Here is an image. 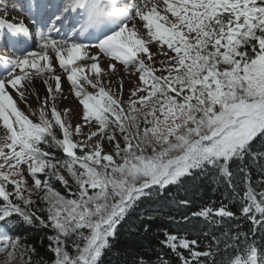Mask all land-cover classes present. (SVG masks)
I'll return each mask as SVG.
<instances>
[{"label": "snow or ice", "instance_id": "6c2138e0", "mask_svg": "<svg viewBox=\"0 0 264 264\" xmlns=\"http://www.w3.org/2000/svg\"><path fill=\"white\" fill-rule=\"evenodd\" d=\"M22 9L28 24L0 18V42L12 52L0 54V264H33L23 257L35 247L12 234L16 221L52 230V264H102L117 226L143 197L194 173L211 175L239 216L221 202L193 217L251 227L242 232L237 223L224 233L223 248L213 237L208 251H196L197 240L187 238L192 219L170 218L184 235L165 232L162 246L180 264H218L217 256L219 264H264V151H254L258 141L264 147V0H24ZM93 48L99 52L90 54ZM101 55L110 58L106 68ZM115 62L139 73L127 101L122 80L116 98L102 78L117 72ZM62 76L83 106L74 128L56 106L66 99ZM37 79L46 95L37 96L34 121L14 96L31 107ZM85 127L86 140L75 141ZM157 261L169 264L163 255Z\"/></svg>", "mask_w": 264, "mask_h": 264}, {"label": "trees", "instance_id": "16d2710c", "mask_svg": "<svg viewBox=\"0 0 264 264\" xmlns=\"http://www.w3.org/2000/svg\"><path fill=\"white\" fill-rule=\"evenodd\" d=\"M59 137L61 133L57 131ZM111 147H113L111 145ZM55 155L59 158L64 157V153L59 149H52ZM254 151H264L258 141L254 145ZM66 172L64 169H60ZM253 175L255 179H259L258 167L254 166ZM44 176L41 174V179ZM52 187L61 193L71 198L69 188L63 185L58 180H52ZM70 185V184H69ZM71 186V185H70ZM77 188L71 186V192ZM187 201V204L181 203ZM223 202L228 205L229 209L237 211L238 205L235 202H229L225 199L223 188L218 186L211 175L193 174L190 177L182 179L180 183L166 186L165 190H153L149 195L143 197L136 207L129 212L128 215L117 226L116 237L111 241L112 247L102 256V264H140L143 260L145 264H158L157 257L163 255L169 264H180V260L176 253L170 249L164 248L161 241L164 239V233H176L184 235V232L178 231L177 224L170 218H175L180 221L183 216H188L192 219V223L196 227L187 230L188 239H196V251H208L209 245H215L213 237L221 241L223 248L224 233L235 232L236 224L240 225V231L248 232L251 227L250 223L244 220L228 221L225 220L220 224H210L202 217L196 218L192 213L199 212L205 206L218 208ZM44 204H37V208L43 209ZM38 215L46 217L45 212H38ZM237 216L239 213L237 211ZM15 219V218H14ZM147 226V231H145ZM12 234L20 236L22 242L26 245L35 247V254H25L24 260L31 255L33 264H52L54 253L48 249V236L53 235L51 229L43 226H31L16 221L11 224ZM259 242V235L256 237ZM188 256V252L183 253ZM204 259V258H201ZM219 264L220 257H216ZM19 261V260H18Z\"/></svg>", "mask_w": 264, "mask_h": 264}, {"label": "rangeland", "instance_id": "374dc122", "mask_svg": "<svg viewBox=\"0 0 264 264\" xmlns=\"http://www.w3.org/2000/svg\"><path fill=\"white\" fill-rule=\"evenodd\" d=\"M17 1V0H16ZM2 4H0V9H2ZM0 12H5L4 9L0 10ZM139 26V24H138ZM152 50L155 51V45L151 46ZM157 61L164 60L166 59L164 56H157L155 58ZM101 67L106 68L107 64L105 62H101ZM117 66V72L116 73H110L106 72L103 75V79L105 80V87L111 89V94H113L116 98L120 97V85L119 81H123V100L127 101L130 97L131 90L135 88L139 83V73L135 71L133 67H124V66ZM155 67L160 68L161 65L157 63ZM165 73L162 72H157V75H162ZM111 81V84H108L107 82ZM87 91L93 92L95 91L92 89L90 86L85 85ZM44 95L40 96L43 97ZM63 96L66 97L62 98L58 101L57 103V110L61 111L62 113V118L66 122H70L73 125V128L77 123H82V112H83V106L79 102V98L75 96L73 87L71 86V83L69 82V86L64 88V93ZM14 98L17 99V104L18 106L27 114L31 119L34 121L39 120V112L37 111L41 107L40 101L37 99H32L33 97H29V102L31 104V107H29L27 104H25L22 100H20L18 97ZM50 107V105H49ZM64 109H69L67 114H64L63 110ZM35 113V114H33ZM94 130V129H93ZM88 132L87 127L83 129V134L80 136H73V139L75 141H83L86 140V134ZM5 135V130L3 129L2 125H0V138H2ZM120 137H118L119 139ZM96 143V138H93L90 141H87L88 147L89 148H94ZM104 150L107 153H112L114 151L113 147H111V144L108 143L107 141L104 142ZM60 172L65 175V178L68 179L69 184L75 188H77L75 182L72 180V178L68 175L67 172H64L60 170ZM75 192V191H74ZM65 196V195H64ZM67 197V196H66ZM35 199V197H33ZM70 198V197H69ZM39 201H37L38 204ZM41 203V202H39ZM43 204V203H42ZM37 207V205H36ZM42 209V208H41ZM47 215V213H46ZM5 257L3 255H0V260H3ZM17 264H20V261H17Z\"/></svg>", "mask_w": 264, "mask_h": 264}, {"label": "bare ground", "instance_id": "6f19581e", "mask_svg": "<svg viewBox=\"0 0 264 264\" xmlns=\"http://www.w3.org/2000/svg\"><path fill=\"white\" fill-rule=\"evenodd\" d=\"M23 2H24V0H23ZM2 4L4 6L3 9L5 10V12H2L3 14L0 12V18L7 17V19H9L12 22H19L20 20H22L23 14L21 13V10H20L19 7H17L14 3H10L7 0L4 1ZM13 5H15L16 10H12ZM23 21L26 24L29 23L25 19H23ZM84 42L95 43V41H84ZM0 43L4 44L3 42H0ZM35 48H36V45H31L30 50H35ZM98 52H99V49L93 48V49H91L90 54H96ZM0 54L11 55L10 52H3V51L1 52V48H0ZM109 61H110L109 57H105L103 55L100 56V63L101 62L102 63L105 62L108 65ZM115 63L118 66H122L119 62H115ZM58 71H59V69H58ZM67 86H69V81H67L65 76H62L63 93H64V88L67 87ZM38 95L39 96L46 95L45 86H44L42 80H40V79L34 80V82H33V91H32V93H31V95L29 97H33L32 99H35Z\"/></svg>", "mask_w": 264, "mask_h": 264}]
</instances>
